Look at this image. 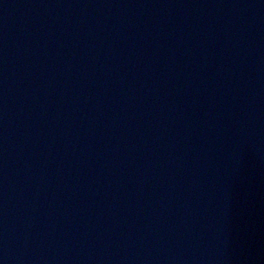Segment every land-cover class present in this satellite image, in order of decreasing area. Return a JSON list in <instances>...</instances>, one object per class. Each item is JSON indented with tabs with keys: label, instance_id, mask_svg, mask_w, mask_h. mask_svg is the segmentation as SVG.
<instances>
[{
	"label": "water",
	"instance_id": "obj_1",
	"mask_svg": "<svg viewBox=\"0 0 264 264\" xmlns=\"http://www.w3.org/2000/svg\"><path fill=\"white\" fill-rule=\"evenodd\" d=\"M0 264H264V0H0Z\"/></svg>",
	"mask_w": 264,
	"mask_h": 264
}]
</instances>
